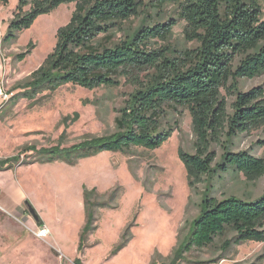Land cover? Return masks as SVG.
<instances>
[{"label": "rangeland", "instance_id": "1", "mask_svg": "<svg viewBox=\"0 0 264 264\" xmlns=\"http://www.w3.org/2000/svg\"><path fill=\"white\" fill-rule=\"evenodd\" d=\"M260 2L264 12V0ZM18 4L0 1V163L18 157L0 170V264H75L78 259L82 264H264V243L246 241L225 253L222 245L233 237L230 232L180 258L207 194L218 200L264 195V177L248 182L234 172L213 173L190 186L179 157L180 149L195 153L188 110L165 109L162 128L174 132L156 150L132 147L77 156L73 147L79 143L117 133L116 119L139 87L136 80L122 77L118 87L93 91L67 85L12 104L13 96L23 92L20 87L53 52L58 30L76 10V3L62 4L40 15L14 42L2 45ZM178 18L177 4L145 0L139 16L120 26L114 41L134 36L144 24L168 28L175 23L168 38L152 43V48L169 52L171 58L196 52L199 43L187 37L186 23ZM28 50L30 55L18 61ZM152 73H140L138 81ZM237 84L240 92L263 88L264 74ZM223 96L231 110L236 95L224 91ZM58 147L63 156L54 152L47 156L55 157L52 161L43 159V150ZM231 150L264 158V128L240 135ZM212 151L217 155L215 168L223 151L216 146ZM87 202L94 216V228L88 232ZM43 226L51 231L46 240L32 232Z\"/></svg>", "mask_w": 264, "mask_h": 264}, {"label": "trees", "instance_id": "2", "mask_svg": "<svg viewBox=\"0 0 264 264\" xmlns=\"http://www.w3.org/2000/svg\"><path fill=\"white\" fill-rule=\"evenodd\" d=\"M159 2L177 4L178 19L186 23L187 37L199 43L196 52L186 51L180 58H171L169 52L152 48V43L168 38L175 23L168 28L144 24L134 36L114 41L120 26L139 16L145 0H19L2 45L14 42L40 15L62 4L76 3V10L70 22L58 30L53 52L20 87L23 92L13 96L12 104L67 85L93 91L118 87L122 77L136 80L139 87L116 119L117 133L79 143L73 147L75 155L132 147L156 150L174 132L172 128H162L165 109L180 107L190 112L196 136L194 154L179 151L191 187L213 173L234 172L248 182L260 180L264 177V158L231 150L240 135L264 128V87L240 92L237 84L264 74V12L260 0ZM30 53L31 50L21 53L18 61ZM145 71L153 73L145 81H138L139 74ZM224 91L236 95L231 110ZM213 146L223 151L215 168L217 155ZM42 152L48 162L55 158H47L51 153L64 155L59 147ZM12 160L18 157L2 161L0 170ZM90 209L87 202V232L94 228ZM190 232L181 259L193 249L213 245L229 232L233 237L223 243L225 253L246 241L264 243V195L256 200L235 196L218 200L207 194ZM75 264L82 261L78 259Z\"/></svg>", "mask_w": 264, "mask_h": 264}, {"label": "built area", "instance_id": "3", "mask_svg": "<svg viewBox=\"0 0 264 264\" xmlns=\"http://www.w3.org/2000/svg\"><path fill=\"white\" fill-rule=\"evenodd\" d=\"M0 96H3L2 88H0ZM32 232L40 240H46L51 234V231L49 230V228L47 226L37 228L36 230H32Z\"/></svg>", "mask_w": 264, "mask_h": 264}, {"label": "water", "instance_id": "4", "mask_svg": "<svg viewBox=\"0 0 264 264\" xmlns=\"http://www.w3.org/2000/svg\"><path fill=\"white\" fill-rule=\"evenodd\" d=\"M31 213H32V216H34V218L37 220L38 216H36V213L33 209L31 210Z\"/></svg>", "mask_w": 264, "mask_h": 264}, {"label": "crops", "instance_id": "5", "mask_svg": "<svg viewBox=\"0 0 264 264\" xmlns=\"http://www.w3.org/2000/svg\"><path fill=\"white\" fill-rule=\"evenodd\" d=\"M2 35H3V34H2ZM2 35L0 34V40H1ZM37 222H40V218H39V217L37 218ZM37 228H40V227H36V229H37ZM48 238H49V237H48Z\"/></svg>", "mask_w": 264, "mask_h": 264}]
</instances>
